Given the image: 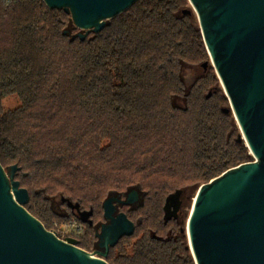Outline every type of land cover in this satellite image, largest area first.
I'll use <instances>...</instances> for the list:
<instances>
[{
    "label": "trees",
    "instance_id": "obj_1",
    "mask_svg": "<svg viewBox=\"0 0 264 264\" xmlns=\"http://www.w3.org/2000/svg\"><path fill=\"white\" fill-rule=\"evenodd\" d=\"M186 9L188 0H138L81 41L72 39L79 31L63 10L0 0V164L20 168L15 179L30 195L25 209L46 230L38 201L59 198L67 207L65 198L96 213L110 195L138 187L144 202L150 193L183 190L184 208L186 192L251 161L234 137L230 107L212 102L218 89L198 96L202 77L185 91L183 65L206 57ZM11 96L20 105L4 113ZM89 229L78 245L86 251ZM152 233L159 236L151 230L139 242L134 264H194L177 238L158 241Z\"/></svg>",
    "mask_w": 264,
    "mask_h": 264
},
{
    "label": "water",
    "instance_id": "obj_2",
    "mask_svg": "<svg viewBox=\"0 0 264 264\" xmlns=\"http://www.w3.org/2000/svg\"><path fill=\"white\" fill-rule=\"evenodd\" d=\"M42 1L70 15L79 31L72 39L84 41L138 0ZM188 2L191 9L183 14L198 18L210 62L231 104L225 113L233 114L241 130L237 142L245 143L255 158L198 189L187 225L188 248L195 264H264V0ZM210 62L202 64L205 71ZM19 170L14 165L7 174L0 164V264H108L107 254L97 257L79 248L73 238L60 240L25 209L30 195L15 179ZM182 195L184 191L177 190L166 197L165 223L183 207ZM113 200L103 203L110 224L100 238L107 250L135 231L125 214L113 216ZM134 200L131 195L123 204ZM61 204L72 211L80 208L65 198ZM92 215V210L83 213L81 221L90 224ZM151 236L160 240L156 233Z\"/></svg>",
    "mask_w": 264,
    "mask_h": 264
},
{
    "label": "rangeland",
    "instance_id": "obj_3",
    "mask_svg": "<svg viewBox=\"0 0 264 264\" xmlns=\"http://www.w3.org/2000/svg\"><path fill=\"white\" fill-rule=\"evenodd\" d=\"M191 8V6H190ZM196 20L198 22V18L195 15ZM115 19V18H114ZM112 19V21L114 20ZM112 21H108L107 25L111 23ZM106 25V26H107ZM199 26V22H198ZM200 28V26H199ZM204 41V40H203ZM205 45V43H204ZM206 48V47H205ZM206 57L199 56L197 60H200L196 62V65H183V71H182V80L185 86V91H188L190 87L200 78L204 77V79L199 83L198 88L195 90L196 94L200 96L201 98H204L211 89L217 88L218 93L212 102L216 106L220 107H230V101L228 96L226 95V92L222 86L221 80L214 69V66L210 62L209 53L207 50L205 51ZM202 59V60H201ZM210 62L208 69L205 71L203 67L201 66L204 62ZM182 103L180 100L178 101ZM20 102L18 97L11 96L3 101L2 104V111L9 112L13 111L17 107H19ZM230 119L234 123V129L233 134L235 139L238 140V136L241 135V130L238 128V124L235 120V117L232 116ZM244 146L246 147L245 143ZM247 148V147H246ZM248 149V148H247ZM249 154L251 156V152L248 149ZM255 158L254 156H251V161L254 162ZM8 174L9 169L4 168ZM17 174V173H16ZM174 191V190H173ZM172 191V192H173ZM143 193L144 190L142 191ZM171 192V193H172ZM198 192V191H197ZM170 194V193H169ZM169 194H164L162 192L158 194L150 193L149 195L152 196L151 198H147L144 202L142 207L138 210V212L134 215L133 220L136 223V231L133 237L126 238L119 247L115 250L113 257H111L108 262L116 261L120 264H134L133 262L136 261V263H140L136 260L138 252L136 255V249L139 246V242L142 239L149 240L150 238V231L154 230L157 231L158 235L163 237L164 239L167 238L168 233L171 229L174 231V237L177 238V247L179 248L180 254L185 257H190L193 259L194 264L195 260L194 257L189 251V236L187 233V225L188 220L190 217V213L192 211L193 201L196 196V192H186L185 197L188 199H185V205L184 208H182V217L180 219V222L178 224H170L168 227H163V207L165 204V199ZM147 195V194H146ZM184 204V202H183ZM38 208H40V212L47 220L48 226L50 227L49 231L54 233L60 240L65 241L67 238H75L77 237L76 234V226L78 224L75 223L74 219L71 217V212L68 210L67 207H60V199L57 198L52 202V205H42L41 202L38 201ZM99 211H96L97 213V221L103 220V209L100 207L98 209ZM46 225V224H45ZM184 231V232H182ZM176 243H174L175 246ZM155 249H158L157 247H152ZM92 252V251H89ZM158 264V263H156Z\"/></svg>",
    "mask_w": 264,
    "mask_h": 264
},
{
    "label": "flooded vegetation",
    "instance_id": "obj_4",
    "mask_svg": "<svg viewBox=\"0 0 264 264\" xmlns=\"http://www.w3.org/2000/svg\"><path fill=\"white\" fill-rule=\"evenodd\" d=\"M132 195V198H134V202L131 203L130 205H125L123 204L124 202H126L129 197ZM148 197L146 196V193H143L142 190L138 187L136 188H129L127 191L123 192V193H117V194H112L110 195L108 198H112L113 200V205L115 207L114 210V217H117L120 214H125L127 216V218L135 224V231H136V223L133 220L134 215L138 212V210L142 207L143 205V200ZM107 199V198H106ZM105 199V200H106ZM166 200V199H165ZM180 200L182 201V204L184 202V196L182 195L180 197ZM104 203V202H103ZM165 205V204H164ZM183 208V207H182ZM182 208L179 210V212H177V215L175 218H172L168 223H163V227H168L170 224H178L180 222V219L182 217ZM102 209H103V204H102ZM75 211V215L79 218L78 220L75 221L76 224H78L76 226V234L77 237H73V239H75L78 242V245L80 244V237H82L83 235H85V233L87 232V226H89V230L91 232V236H90V240L92 243V252L86 251L90 254H95V256L100 257V254H107L106 258L104 259L105 261L108 258L113 257V254L115 252V250L117 249V247H119V245L126 240V238H130V237H123L122 239L119 240V242L114 246V247H109V249L107 250L105 246L102 245V243L104 242L103 240H101L100 236L102 234V229L104 226H107L110 224V221L106 220L104 217V210H103V220L101 221H97V213L93 212V215L89 218V222L90 224H84L81 219H82V214L87 212V210L81 209L79 208V210L74 209ZM163 212H164V207H163ZM163 221H164V216H163ZM134 231V234H135ZM134 234L131 236L133 237ZM174 231L173 229H171L168 233L167 238H163L161 236H157L160 238V240L158 241H171L172 239H174ZM144 241H146L145 239H142ZM107 262V261H106Z\"/></svg>",
    "mask_w": 264,
    "mask_h": 264
}]
</instances>
